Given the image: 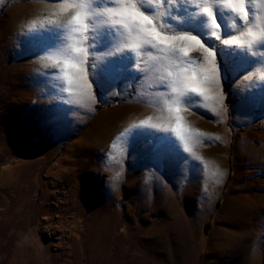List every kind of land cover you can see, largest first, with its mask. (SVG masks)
<instances>
[{
  "label": "rangeland",
  "instance_id": "rangeland-1",
  "mask_svg": "<svg viewBox=\"0 0 264 264\" xmlns=\"http://www.w3.org/2000/svg\"><path fill=\"white\" fill-rule=\"evenodd\" d=\"M196 2L187 7L198 12ZM154 6L168 7L163 0ZM253 6L264 11V0ZM53 8L51 0L0 2V264H264V64L237 70L243 54L213 37L223 100L206 104L197 96L192 110L180 104L168 112V72L175 69L148 55L132 54L133 70L136 60L143 69L135 81H112L98 69L92 83L93 64L123 54L113 41L89 55L88 77L69 93L57 48L45 49L57 39L46 33ZM175 14L165 20L169 27L206 31V16L188 20L183 8ZM190 55L203 62L206 54ZM198 120L202 135L185 128ZM178 123L183 141L172 131ZM87 185L98 224L83 219L90 213L77 215L80 203L72 201ZM103 211L111 217L105 223Z\"/></svg>",
  "mask_w": 264,
  "mask_h": 264
},
{
  "label": "snow or ice",
  "instance_id": "snow-or-ice-1",
  "mask_svg": "<svg viewBox=\"0 0 264 264\" xmlns=\"http://www.w3.org/2000/svg\"><path fill=\"white\" fill-rule=\"evenodd\" d=\"M51 2L54 5L51 17L54 19L47 20V24L52 27H49L46 33H54L57 39L45 49L57 48L59 58L55 63L61 66L60 72L68 85L64 90L69 93H72L74 88L80 89L79 80L88 77L89 73L84 71V65L89 55L113 41H117L115 52L123 54L108 59L102 67L93 64L90 72L92 83L97 80L98 69L112 81H135L138 71L143 69L139 68V62L136 60V70H133L134 56L139 58L142 54L148 55L149 59L157 63L166 62L167 67L175 69L174 73L168 72V77H171L167 85L171 89V95L165 100L168 112L179 111V108L173 109V105L180 104L186 110H192L193 105L199 103L195 99L197 96L206 104L218 102L217 98L219 101L223 100V96L216 91L223 83L220 63L216 60L220 46L215 43L213 37L225 46H234L223 47V50H231L233 55L243 54L240 68L237 70L246 71L255 64H264V54L258 53L259 49H264V11L255 8L253 0H198L194 5L198 12L187 7L191 0H163V4L168 7L162 10H157L154 6L155 0ZM172 3L180 7L172 9ZM101 5H104V9L98 11ZM181 8L188 20L207 17L201 24V30L206 29L203 35L169 27L165 22L166 18H173ZM100 25H104L103 30ZM221 26L222 33L218 31ZM222 36L228 38L222 39ZM198 50H203L206 54L203 62L199 57L190 55ZM250 53L260 55V59L253 60ZM113 55V52H109V56ZM258 87L264 89V85ZM212 110L215 111V107ZM199 114L203 115L202 112ZM176 119L179 122L178 116ZM179 127L178 123L172 131L183 141L185 137L180 136ZM185 149L192 153V148L187 145ZM119 176L120 173H117L114 179Z\"/></svg>",
  "mask_w": 264,
  "mask_h": 264
},
{
  "label": "bare ground",
  "instance_id": "bare-ground-1",
  "mask_svg": "<svg viewBox=\"0 0 264 264\" xmlns=\"http://www.w3.org/2000/svg\"><path fill=\"white\" fill-rule=\"evenodd\" d=\"M32 5V4H31ZM24 6V5H23ZM37 8H38V6H37ZM46 8V7H45ZM26 7H23V9L21 8V11L20 10H18V11H20V13H19V15L18 16H20V15H22V17H23V13L24 12H26ZM41 9V8H40ZM37 10V9H36ZM48 10H49V8H48ZM38 11H40V10H38ZM50 11V10H49ZM48 11V12H49ZM23 12V13H22ZM42 12H44V11H42ZM35 14H37V13H35ZM42 14V13H41ZM44 14V13H43ZM42 14V15H43ZM50 14H51V12H50ZM34 14H32V16H33ZM49 15V14H48ZM25 16L26 17H28L26 14H25ZM31 16V17H32ZM40 16V15H39ZM21 17V16H20ZM31 17H30V19H31ZM43 17H41V19H42ZM18 19V18H17ZM28 19H29V17H28ZM33 19V18H32ZM36 19V18H35ZM37 19H39V18H37ZM40 19V20H41ZM23 20V19H22ZM39 20V21H40ZM14 21V20H13ZM20 21H21V19H20ZM23 21H25V20H23ZM32 21V20H31ZM18 22H19V20H18ZM38 22V21H37ZM37 22H35V20H33V23H35V25L37 26ZM22 23V22H21ZM35 26V27H36ZM38 27V26H37ZM49 59V58H48ZM22 62V61H21ZM17 65V64H16ZM18 69L17 70H19V72L18 73H20L21 72V68H20V66H21V64H18ZM16 67V66H15ZM17 68V67H16ZM23 69V68H22ZM13 70V69H12ZM15 70V69H14ZM24 71V70H23ZM16 72V71H15ZM21 74V73H20ZM11 76V75H10ZM22 77V76H21ZM13 85V84H12ZM10 86V85H9ZM8 86V87H9ZM135 101V100H134ZM134 103V102H133ZM140 103V102H139ZM145 103V102H144ZM149 103V102H148ZM213 103V102H212ZM128 104V103H127ZM145 105H146V103H145ZM206 105V104H205ZM212 105V104H211ZM133 106H131L130 104H129V106H125L124 107V109H123V114H122V122L127 126V125H129V123H130V120L129 119H131L130 117H131V113H133V111H132V108ZM147 107H148V104H147ZM134 108H136V112H137V115H139L138 114V112L141 114H143V115H146V111H145V109L143 108V107H141V106H139V105H135V107ZM163 108V107H162ZM161 108V110L163 111L164 109H162ZM150 109V108H149ZM119 110V109H118ZM160 110V111H161ZM158 111V110H157ZM161 111V112H162ZM156 112V111H155ZM164 112H165V110H164ZM173 112V111H172ZM167 113V112H166ZM175 113V112H174ZM173 113V114H174ZM139 117V116H138ZM150 117V116H149ZM133 118V117H132ZM158 118V117H157ZM163 118V117H162ZM134 119V118H133ZM170 119V118H169ZM197 119V118H196ZM195 119V120H196ZM143 120V119H142ZM148 120V119H147ZM159 120V119H158ZM160 120H161V118H160ZM159 120V121H160ZM171 120V119H170ZM193 120H194V118H193ZM148 121H151V120H148ZM176 121H177V119H176ZM199 121V120H198ZM147 122V121H146ZM162 122H163V120H162ZM189 123H190V121H189ZM203 122H197V126L195 125V127H190L189 125H188V123L186 124L187 125V127H185V128H187V129H192L191 131V133L192 134H194V133H196V134H199V133H201V132H204L203 130V128H204V125L202 124ZM156 124V123H155ZM155 126V125H154ZM179 128H182V124L181 123H179ZM190 131V130H189ZM203 134H205V133H203ZM83 140V139H82ZM82 140L80 139V140H78V142H82ZM97 141H99V140H97ZM77 142V143H78ZM100 142V141H99ZM96 143H98V142H96ZM95 146V145H94ZM93 146V147H94ZM70 153V151H68V154ZM138 157L140 156V154H138L137 155ZM71 171L73 170L71 167L69 168ZM139 169V165L137 164V165H135V170H138ZM71 171H69V170H67L66 172H71ZM69 173H66V174H69ZM132 182V181H131ZM89 184V183H88ZM163 188V187H162ZM163 190V189H162ZM77 192V191H76ZM79 193L81 194V196H78V195H76L75 196V199L74 200H72L74 203H80V204H76V209L77 210H79V213L80 214H77V215H82V213H90V214H88V215H86V216H84L83 217V219H90V221H91V223L93 222V223H97L98 224V219H99V216H97V213L93 210V212L91 213V207L89 206L90 204H91V202H92V200L93 199H90V193H91V191H90V186L89 185H87V187L86 188H83L82 189V191H79ZM73 195H75V192H74V194ZM235 196H233V197H230V200H233V199H237V198H239L238 196H236L235 198H234ZM148 199V198H147ZM229 199V198H228ZM151 200L153 201V202H151ZM151 200L149 199L148 200V202L146 203V204H148V203H153L154 204V201H156V200H154V197H152L151 198ZM70 201V200H69ZM156 203V202H155ZM144 204V203H143ZM163 205V204H162ZM166 206V205H165ZM170 206V205H169ZM171 208V207H170ZM169 210V209H168ZM173 210V209H172ZM97 216V217H96ZM100 216L101 217H104V218H102V221H101V223H105V218L107 217V218H111L110 217V214H108L106 211H103V212H101V214H100ZM101 219V218H100ZM95 220V221H94ZM89 221V222H90ZM111 224H112V221L110 222ZM91 227V226H90ZM96 227H97V225H96ZM96 227H95V229H96ZM94 230V229H93ZM99 233V232H98ZM86 244H88L89 245V247H91L90 245V243H88V240L86 239Z\"/></svg>",
  "mask_w": 264,
  "mask_h": 264
},
{
  "label": "trees",
  "instance_id": "trees-1",
  "mask_svg": "<svg viewBox=\"0 0 264 264\" xmlns=\"http://www.w3.org/2000/svg\"><path fill=\"white\" fill-rule=\"evenodd\" d=\"M226 99H227V97H226ZM208 223H209V221H207V222H206V225H205L207 228H208V225H207Z\"/></svg>",
  "mask_w": 264,
  "mask_h": 264
},
{
  "label": "clouds",
  "instance_id": "clouds-1",
  "mask_svg": "<svg viewBox=\"0 0 264 264\" xmlns=\"http://www.w3.org/2000/svg\"><path fill=\"white\" fill-rule=\"evenodd\" d=\"M201 10H203V6H202Z\"/></svg>",
  "mask_w": 264,
  "mask_h": 264
}]
</instances>
